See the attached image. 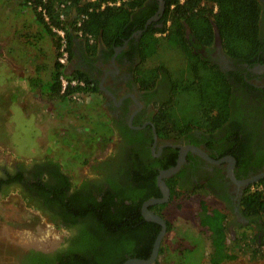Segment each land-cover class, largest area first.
I'll use <instances>...</instances> for the list:
<instances>
[{
	"label": "trees",
	"instance_id": "trees-1",
	"mask_svg": "<svg viewBox=\"0 0 264 264\" xmlns=\"http://www.w3.org/2000/svg\"><path fill=\"white\" fill-rule=\"evenodd\" d=\"M40 1L23 0V3L27 5L32 3L33 8ZM71 1L78 11L85 12L91 6L86 3L81 8L82 0ZM103 1L117 0H98ZM146 1L128 0L122 7L107 8L105 11L90 15L81 30L94 39L92 44L86 40L92 57L98 55L101 41L109 47V51L105 53L109 58L115 47L123 46L125 40H129L137 28L145 29L147 20L154 16L158 9L156 3L157 8L150 13L141 10ZM263 9V4L259 0H165L164 19L166 23L170 22V25L166 24L163 30H156L152 25L144 31L139 43H135V40L130 42L128 54L138 50L142 62L137 73V81L142 88L144 90L154 88L161 75L168 80L171 95L156 122L157 126H160L158 129L160 135L181 136L185 131L191 130L193 125L213 131L223 126L231 114V88L226 76L217 66L196 56V49L187 37V31L190 30L191 35L205 38L203 40L206 41V37L211 35L214 37V30L217 28L226 53L238 60L249 62L255 57L261 45L256 39L260 31ZM33 12L44 31L53 36L35 7ZM52 12L54 11L51 10ZM157 31L166 33L165 37L157 38L155 36ZM69 36L72 59L73 36ZM172 61L177 63L174 67L171 65ZM61 73V67L55 62L49 86L37 80L33 83L39 89L48 87L46 91L50 93L52 99L65 101L66 96L61 95L59 81ZM74 76L86 81V90L93 94L100 93L97 82L91 81L83 74ZM100 126L95 125V129L99 131ZM235 156L238 160V156ZM76 159L82 161L81 157L78 159L77 156ZM136 159L128 160V164H124L122 170H119L121 172L119 181L127 179L129 182L126 183L132 185H129L132 190L128 188L129 192L124 189L119 193L117 182H113V179L106 180L109 188L106 191L103 187L100 188L101 201L93 194L83 195L82 191L106 177L103 170H100L102 166L98 168L93 165L96 182L91 183L89 179H85L79 187L73 186L72 176L52 157H47L44 161H33L34 166L28 165L33 168L29 177L24 171H20L15 178L0 181L2 194L9 192V187H5L4 184L10 183L11 180L23 182L19 187L27 201L30 200L35 208L43 209L47 216L51 215V220L62 223L69 230L74 228L70 237L65 240L67 246L53 253L30 249L13 252L10 258L15 264H124L129 258L148 259L161 226L143 224L141 208L149 198L161 197L157 186L159 173L152 169V165H145L138 155ZM24 165L23 163L22 166ZM169 185L173 189L172 195H178L175 183L171 181ZM71 191L74 193L68 196ZM188 194L193 195L192 192ZM34 202H37V205ZM200 203L202 209L199 215L200 224L213 230L210 238L212 243L210 263L223 264L234 260L236 256L231 252L233 249L227 246L225 237L217 230L224 227L228 214L209 210L204 201ZM165 206L166 204L162 208ZM45 208L47 210H44ZM241 208L245 217L263 220V195L259 192H249L244 196ZM75 229H78L77 233ZM170 230L169 224L168 232ZM260 240L262 243L263 236L257 234L256 241ZM165 252L163 248L160 254Z\"/></svg>",
	"mask_w": 264,
	"mask_h": 264
},
{
	"label": "flooded vegetation",
	"instance_id": "flooded-vegetation-1",
	"mask_svg": "<svg viewBox=\"0 0 264 264\" xmlns=\"http://www.w3.org/2000/svg\"><path fill=\"white\" fill-rule=\"evenodd\" d=\"M259 1L264 8V0ZM19 3L24 5L23 0ZM156 3L158 9L155 15L147 20L144 30L137 28L130 39L125 40L123 46L115 47L114 53L109 58H106L105 55L109 48L99 52L104 61H112L107 71L99 70L95 72V68L87 67L89 72L91 71L90 74L96 79L94 81H97L98 90L104 98L105 113H103V116L107 117L108 127L113 136L111 144L102 148L106 150V156L93 162L87 168V179L91 183L97 181L96 176L93 174V165L98 168L102 166L100 170H103L106 177L95 183L96 187H93L95 186L93 185L82 191L83 195L93 194L101 201L99 190L101 187L105 191L109 188L106 181L109 179L117 182L119 193L128 188L132 190L129 187V185H132L126 183L129 182L127 179L122 182L119 181L121 174L119 170H122L124 164H128V160H137L136 155L145 165H152V169L157 170L159 173L157 175V186L159 187L158 178L161 172L176 167L181 156L184 155V161L179 171L164 179L170 190L169 201L164 203L166 206L164 208H162L164 204L148 206L149 212L161 217L167 224V233L162 240L158 257L152 264H157L164 255L160 252L165 248V239L168 233L171 232V230L168 232L170 222L165 212L176 201L175 199L189 192H192L195 196L205 198L206 201L213 199L217 205L212 207L211 210H218L232 215L227 218L226 225L228 226L225 228V230H232L238 225L248 226L254 224L255 221L258 222L255 217L247 218L243 215L241 203L252 186L264 187V9L258 39H256L261 45L255 57L249 62L238 60L226 53L221 36L218 39L216 35L217 28L214 30V37L212 38V35L211 37L208 36L206 41L203 40L205 38H196L191 35L190 30L187 31V37L196 49V56L211 65L217 66L226 76L231 88V114L223 126L213 131L204 129L199 125H193L191 130L185 131L181 136L163 137L158 132L160 126H157L156 122L162 113L163 106L168 102L171 95L168 80L161 75L154 88L144 90L137 81V73L142 66L138 50L128 54L130 42L135 40V43H139L145 33L144 31H147L152 25L156 30H163L166 24L167 26L170 25V22L166 23L164 19L165 9L162 14L159 12L160 0H147L141 10L150 13V11L157 8ZM165 35L166 33L160 31L155 33L157 38H163ZM119 48L121 50L118 52ZM95 94L99 93H94V96ZM192 148L198 150V152ZM129 153L131 156H127ZM235 155L238 156V160ZM22 164L3 167L0 173V181H8L10 177L15 178L20 171H24V174L29 177V174L33 171L32 166H22ZM131 164L133 165V161ZM31 165L34 166V163ZM125 169L126 166L124 171ZM171 181L175 183V191L178 193L176 196L172 195L173 189L169 185ZM21 183L23 182L11 180L10 183L4 185L9 189L21 190V187H19ZM72 183L73 186L79 187L82 182L75 184L72 180ZM159 190L161 194L159 198H163L160 187ZM126 192H129V190ZM73 193L71 191L67 195L70 196ZM23 198H25V194ZM154 198L156 197H151L142 204L143 224L161 226L157 222L149 221L144 215L145 204ZM24 200L27 201L26 198ZM27 203L30 207L35 208L30 200ZM34 204L37 205V202H34ZM48 216L51 220V215ZM51 223L63 228L68 235L67 238L74 230V228L69 230L67 226L53 220H51ZM75 230L77 233L78 229ZM161 231L162 226L158 236ZM65 246H67L66 241L63 242L61 248ZM154 246L155 243L149 258L143 260L151 259ZM131 259L139 258H129L126 262Z\"/></svg>",
	"mask_w": 264,
	"mask_h": 264
},
{
	"label": "rangeland",
	"instance_id": "rangeland-1",
	"mask_svg": "<svg viewBox=\"0 0 264 264\" xmlns=\"http://www.w3.org/2000/svg\"><path fill=\"white\" fill-rule=\"evenodd\" d=\"M24 14L32 16V11L27 5H22L17 0H0V35L5 34L8 37L0 36V112L4 113L0 115V173L7 165L24 163L28 166L33 161H44L47 157H52L62 164L75 184H80L88 178L86 175L88 164L84 161L87 154L101 158L106 150L98 148L95 143H90L92 149L86 142L82 144L83 146L79 145V148H72L77 145L72 141L71 132L67 129L75 121L68 116L67 118L70 119L67 120L70 124L66 127L63 123L59 129H55L57 124L51 120L54 118L59 120L64 114L52 104H48L44 115L46 120H43L42 117L36 116L38 113L33 112L38 108L36 100L32 96L27 99L25 95H22L19 105L10 106L14 115L11 118L6 115L7 101L16 86L12 79L24 78L27 71H30L25 67L14 66V62L22 66L29 65L30 62L46 63L47 67L43 70V74H50V69L54 67L56 61V42L53 45L52 41V39L55 41L54 37L42 30V27H38L40 24L34 16V19L29 20ZM11 28H13L12 32ZM29 42L34 45V48H29L31 54L34 51V55L39 54V57L24 58L28 50V46L25 45ZM35 46L41 51L35 50ZM15 52L19 55L17 56ZM175 64L177 63L172 61L173 67ZM61 102L67 104L65 101ZM30 110L33 113H30ZM49 111H53L54 114H49ZM97 117L99 119L93 120L94 123L103 121L100 119L103 113H98ZM78 153L84 160L77 161L75 155ZM92 157L88 156L86 159L91 161ZM23 197L21 190L16 188L9 189L5 194L0 193V264H15L10 255L16 251L34 249L53 253L61 248L68 237L63 228L53 225L49 216L30 207ZM175 200L165 212L171 225V232L165 239L166 252L157 264H211L210 238L213 230L204 228L200 224L199 196L184 193ZM189 202L191 207L188 205ZM215 205L217 204L213 199H208V207L212 208ZM231 216L228 214V218ZM217 230L222 233L227 231ZM257 233L254 227L240 230L239 246H236L238 242L229 244L235 252L233 254L237 253V258L223 264H264V235L261 244L256 241Z\"/></svg>",
	"mask_w": 264,
	"mask_h": 264
},
{
	"label": "crops",
	"instance_id": "crops-1",
	"mask_svg": "<svg viewBox=\"0 0 264 264\" xmlns=\"http://www.w3.org/2000/svg\"><path fill=\"white\" fill-rule=\"evenodd\" d=\"M38 27H41V25H39ZM42 30H43V28H42ZM29 34H30V31H29ZM29 34H28V36H29ZM51 39H52V37H51ZM52 41H53V45H54L55 41L53 39H52ZM89 43L92 44V42H89ZM26 46H28V50H26V54H25L24 58L29 59V58H32L33 56L39 57V54L34 55V51L31 54V49H29V48H31V47L34 48V45H31L29 42L25 45V47ZM107 48H109V47L103 41H101L99 52L107 50ZM35 50L41 51L40 48H38L36 46H35ZM72 51H73V58H72V61L70 63V66L67 68V73L70 75H73V74L74 75H81V74H83V75H86L91 81H94L96 79L93 78V76L90 74L91 71L89 72V68H87V67L91 66L92 68H95V72H98L99 70L107 71L110 64H112L111 60L104 61V59L101 57L102 55L99 53L95 57H92V55L90 54L89 46H87L85 39L73 37ZM12 59L18 60L16 58H12ZM25 63H24V65H26ZM113 65H114V63H113ZM14 66H18V67H22V68L25 67V69H30V71H27V75L25 74L24 78L18 77L17 79H15V78L12 79V82H15L16 86H14L15 87L14 92L11 94L10 99L7 101L8 103L6 105L7 106L6 107V110H7L6 115L9 118H11V116L14 115V112H13L12 108L10 107V106H12V104L13 105H19V101L22 100L21 99L22 95H25V97L27 99H29L30 96H32L33 99L36 100V103L38 106V108L35 111H33L34 113H38L36 115L37 117H39V118L42 117L43 120H46V119H44L45 118L44 115H45V110H46V107L48 104H52L54 108H56L57 110L61 111L64 114L62 116V118L59 120H57L56 118L51 120V121H55L57 124L55 126V129H59L63 125V123L67 127L70 124L68 122V120L70 118H71V120L75 121L74 124L70 125V127L67 129L68 132H72V133L74 132L71 139H72V141H74V143L77 145V147L73 146L72 148H74V149L79 148V145L83 146L82 144L85 142L88 143L89 147L91 146L90 143H95V146H97L98 148H101V149L103 147L111 144L113 135L111 133L110 128L108 127V121L106 120L107 117L104 115L102 118H100L103 121H102V123H100V122L98 123V125H101L100 128H98L99 131H97L95 129V125L97 126V123L93 122V120L99 119L97 117L98 113H101V114L105 113L104 112L105 111L104 110L105 101L99 92H98L99 94H95V96L93 98V102H91L87 106H81L78 104H71L67 100H65V102H67V104L66 103L64 104L63 102L58 101L57 99L54 100L51 98L50 93L48 91H46V88L48 89V87H46L45 89H43V88L39 89L38 87H35V85L33 83V81L35 82L37 80L40 83H42L43 85L49 86L51 81H52V72H53L52 69H54V67L52 69H50V74H48V73L43 74V70L47 67L46 63L40 64L38 62L37 63L30 62L29 65L22 66L20 63L14 62ZM49 68H50V65H49ZM14 97H15V99H12ZM0 100H1V98H0ZM31 110H32V108H31ZM33 112L31 111L30 113H33ZM3 114H4L3 111H1L0 115H3ZM68 116L70 117L69 119L67 118ZM57 132H58V130H57ZM91 148L93 149L92 146H91ZM94 153H95V151H94ZM106 154H107V152L103 155V158L106 156ZM79 155H75V156H78V159H80ZM88 156H90V158H91L92 154L88 153L86 158H88ZM94 157H95V155H93V157H92L93 159L91 161H89L86 158H85V160H84V158L82 160H84L85 162H88L89 163L88 167H89L90 164H92L93 162L100 159V158H96V157L94 158ZM192 196H195V195H192ZM199 198H200V202L206 201L205 198L203 199V197L199 196ZM206 202L208 204V200ZM188 205L191 207L190 202ZM200 205H201V203H200ZM208 209L211 210L210 206L208 207ZM201 210L202 209L200 206V213H201ZM200 213H199V215H200ZM226 226H228V225L225 224L224 227L221 228V229H224V232L226 231L225 230ZM252 227L256 228V232H258L257 233L258 235H260V236L264 235V232H263L264 231V220H261V221L258 220L257 223L255 222L254 224H249L248 226H239L238 225L237 227H234L233 230H229L227 227V229L229 231L227 230L225 233L219 232V234H221L225 237L226 244L228 247H230V245H229L230 242L236 243L237 241L240 240V230H244L246 228L250 229ZM204 228H209V227H204ZM226 233H227V235H226ZM212 234H213V232L211 233V235ZM260 239H261V237H260ZM239 242L236 244V246H239ZM259 243H261V240L259 241ZM232 249L233 248H231V250ZM231 252L233 253L234 250H232ZM234 255L237 258V253ZM224 263H226V262H224Z\"/></svg>",
	"mask_w": 264,
	"mask_h": 264
},
{
	"label": "built area",
	"instance_id": "built-area-1",
	"mask_svg": "<svg viewBox=\"0 0 264 264\" xmlns=\"http://www.w3.org/2000/svg\"><path fill=\"white\" fill-rule=\"evenodd\" d=\"M128 0H117V1H107V2H98V0H82L81 8L84 5L90 4V8L85 11H77L72 5L71 0H41L39 4L34 6L37 12L41 15L43 20L51 29V32L54 36L56 47V64H58L62 73L59 77L60 87H61V95L66 96V100L71 104L78 105H89L93 102L94 94L87 89V83L84 79H81L77 76L70 75L67 73V68L70 66L72 61L71 59V51H70V36L78 37L80 39L89 40V42H93L94 39L85 34L81 27L84 22L89 20L90 15L95 12L105 11L107 8H119L122 7L125 2ZM98 3L99 6H98ZM27 5V4H24ZM27 7L32 11V16H28L24 14L29 20L30 18L36 20L35 13L33 12L34 7L32 8V3H29ZM51 10L54 12L51 13ZM55 17H53V15ZM34 16V18H33ZM7 25V24H6ZM11 28V32H12ZM28 32L29 30L26 29ZM24 32V31H22ZM21 33V32H20ZM26 35V33H22ZM1 37H7L5 34H1ZM3 39V38H1ZM12 47V46H10ZM9 48V47H8ZM17 52H15L16 54ZM17 56L19 53L16 54ZM49 114L53 115V111H49ZM251 193L259 192L264 197V187L263 186H252Z\"/></svg>",
	"mask_w": 264,
	"mask_h": 264
},
{
	"label": "water",
	"instance_id": "water-1",
	"mask_svg": "<svg viewBox=\"0 0 264 264\" xmlns=\"http://www.w3.org/2000/svg\"><path fill=\"white\" fill-rule=\"evenodd\" d=\"M164 9H165V0H160V11L159 12L162 14ZM216 35H217L218 39H220V33H219L218 29H216ZM120 50H121V48L118 49V52ZM192 149L195 150L196 152H198V150H196L194 148H192ZM183 161H184V155L181 156V159H180V161H179V163H178V165L176 167H173V168H171L169 170L161 172V175L158 178V184H159V187L162 190L163 198L151 199L144 206V215H145V217L149 221L157 222V223H159L162 226V231H161V233L159 234V236L156 239L155 246H154V251H153V255H152L151 259H149V260L131 259L128 262H126L125 264H152L157 259L162 240H163V238L165 237V235L167 233V224H166V221L163 220L161 217L156 216V215L152 214L151 212H149L148 206L155 205V204H164V203H167L169 201L170 190H169V188H168V186H167V184H166L164 179H166L168 177H171L174 174H176L179 171ZM233 162H234V160H233Z\"/></svg>",
	"mask_w": 264,
	"mask_h": 264
}]
</instances>
